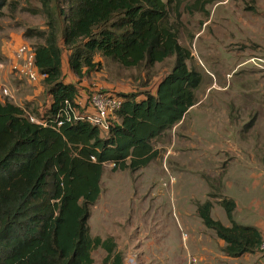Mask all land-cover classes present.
I'll return each mask as SVG.
<instances>
[{"label": "trees", "instance_id": "trees-1", "mask_svg": "<svg viewBox=\"0 0 264 264\" xmlns=\"http://www.w3.org/2000/svg\"><path fill=\"white\" fill-rule=\"evenodd\" d=\"M185 1L37 0L39 10L32 12L43 24L24 29L23 38L32 41L35 65L46 75L45 92L53 102L48 125L42 126L20 107L0 101V264H93L94 249L104 250V264H124L113 239L92 237L87 222L101 193L104 166L129 172L146 167L157 156L152 141L172 131L197 104L201 75L188 67L191 53L178 39L177 10ZM18 3L0 0V17L6 6L15 12ZM63 51L69 53L68 71L79 79L99 71L96 56L123 69L174 62L155 93H141V101L136 94L122 96L117 121H110L104 135L87 122L56 127L66 101L80 108L74 86L63 83ZM96 90L119 95L92 86L88 104ZM220 205L230 227L211 217L209 201L197 205V214L224 241L223 252L238 257L257 251L260 234L232 221L233 201L223 198Z\"/></svg>", "mask_w": 264, "mask_h": 264}, {"label": "rangeland", "instance_id": "rangeland-1", "mask_svg": "<svg viewBox=\"0 0 264 264\" xmlns=\"http://www.w3.org/2000/svg\"><path fill=\"white\" fill-rule=\"evenodd\" d=\"M33 9L39 10L37 0H19L15 12H11L7 6L3 9V16L0 17V51L3 42L12 35L22 36L8 61L13 59L16 50L23 44L32 47V41L30 43L23 38V31L43 24L42 17L39 13L34 14ZM177 12L180 15L177 21L179 43L191 53L188 67L201 75V84L196 91L197 104L188 111L181 127V131H187L184 132L187 137L190 132L193 133V137L189 139L193 142V150L190 152L197 154L199 158L203 153L204 156L209 154L206 143L200 142L198 138L205 129L209 132L205 140L211 144V153L214 152L216 157L222 156L224 148L230 143V152L237 153L240 156L238 160L244 158L257 164L260 157H264V0H186ZM175 18V11L171 10L170 23L175 24ZM173 62V59H168L152 67L142 65L139 69L105 66L112 69L116 84L128 86L135 91L130 94L144 97L141 95L143 92H156L157 84L170 72ZM1 64L7 66L3 62ZM10 74V82H25L14 73ZM11 86L17 90L14 84ZM3 87L11 97L5 98L4 102L15 104V90L7 85ZM204 121L215 125L203 128L201 123ZM171 133L172 131L165 133L152 141L157 156L142 169L126 173L113 171L112 165L106 164L100 182V196L91 206L88 219L91 236L106 239L111 235L116 243V252L125 260L129 257L134 264H160L165 248L155 247L161 239V243L164 242L166 225L168 229L173 227L176 244H181L176 219L185 200L180 192H170L173 197L169 196L161 204V221L156 217L155 222L151 223L154 228L149 226L150 231H139L137 239L134 238V229L139 221L143 218L152 221L149 217L151 215L147 210L145 212L143 206L155 209L159 201L158 189H169L174 184H171V179L175 182L169 168H177L178 161L171 160L170 166L168 165L169 156L176 150L173 139L176 133ZM190 152L186 156H190ZM218 163L208 169L207 165L197 164L195 160L188 161V167L197 171V175L208 185L209 191L206 190V194L204 191L198 193L194 188L193 192L186 194H192L194 198H213L214 214L219 211V204L215 199L222 194L219 183L221 187L223 184L228 189L221 173L217 174V170L224 168L226 163ZM166 182L168 185L165 187L163 183ZM202 204L198 202V205ZM182 210L187 213L189 208L184 205ZM156 212L158 214L157 210ZM160 229L164 233L162 236L158 232ZM154 232L160 238L148 239ZM150 241H154V245L148 248L146 244ZM91 255L93 264H104V250L94 249Z\"/></svg>", "mask_w": 264, "mask_h": 264}, {"label": "crops", "instance_id": "crops-1", "mask_svg": "<svg viewBox=\"0 0 264 264\" xmlns=\"http://www.w3.org/2000/svg\"><path fill=\"white\" fill-rule=\"evenodd\" d=\"M20 36L12 35V39L9 38L2 44L3 46L1 47L0 51V64L1 62H3L6 63L7 66L5 65L3 67H0V88L3 85L12 87L11 85L14 84V86L17 88V90H15L12 87L16 92L14 105L20 107L26 115L41 121L42 119L48 118L47 114L53 102L52 95L45 92L43 82L33 86L26 81L23 83H13V81L10 82L9 80L11 74L9 71L7 59L11 57L15 47L20 44L19 42L22 39V36ZM68 56L69 53L63 51V83L65 85H73L76 89L77 96L74 100V103L78 106L84 107L88 104V90L92 86H96L98 89H103L110 92L114 91L121 96L130 95L131 92H135L128 86L121 87V85L115 83L116 80L115 76L112 73V69L106 67L110 64L107 61L103 60L100 56H96L94 58L95 62H99L101 64L99 71L91 72L89 75L84 76L81 79L77 78L68 71ZM137 96V101H141L144 99V97L140 95ZM0 101L4 102V99L1 98V95ZM184 118L179 124H177L175 128L172 129L171 133H176V138L173 137L174 141L176 142V150L169 156L170 158L168 161V165L170 166L171 160L178 161L177 168H169V170L175 177V182L170 186L169 189H158L159 191L157 196L159 195V201L155 209H151L149 206H143L145 212L147 210L149 215H151L149 217L152 221L150 222L149 219L142 217L143 220L139 221L134 229V238L137 239L136 235L139 231H150V227H152L151 223L155 222L156 217H159L160 215L161 204H163V202L166 201L169 196L173 197L171 195L173 192H180L181 197L185 200V202L179 209L176 219V230L180 236L181 244H176V235L173 234L172 226L169 229L167 225L164 226L165 234L161 229L158 230V232L161 233V236L162 234H164V242L161 243V239V241L155 248H165L163 255L164 258L160 260V264H189L193 259L197 261L195 264H264L262 256L257 251L252 253H244L238 257L227 256L223 252V248L225 247L224 241L217 238L214 231L205 228L197 214L198 202L205 203L209 201L212 205L210 212L211 217L214 220L219 221L224 227H230L231 223L226 217V214L221 207L220 202L223 198L231 200L235 203V210L232 214V221L238 226L255 229L262 238L264 235L263 157H260V161H258L257 164L255 161H246L244 158H242V160H238L240 156L235 152H230V143H228V145L224 148L222 156L216 157L214 152L211 153L213 151V148L209 146L211 144H209V142L205 140L208 138L209 132L205 131L204 129L202 133L200 132L201 135L198 138L200 142L204 141L206 143V146H208L209 154L204 156L203 153L201 158H199L197 154H193L192 152H190L191 150H193V142H190L189 139L193 137V133L190 132V136L187 137L184 134V132L187 131H181V127L185 122ZM114 121H117V119L115 118ZM212 125L215 124L209 123L208 121H204L201 123V127L203 128H212ZM188 152L191 153L190 156H186ZM192 160H195L197 164L201 163L203 165H207L208 169L211 166L215 167L218 162L224 161L226 163L224 168H220L219 170H217V174L221 173V177L224 179V182H227L228 189H226V186L222 184V190V187L219 183L220 193L222 194H220L219 197L215 199V201L219 204V211L216 214H214L212 211L213 205H215V203L213 202V198H206V196L203 198H194L192 194H186L189 192H193L194 188L197 189L198 193L204 191V193L206 194V190L209 191L208 185L203 181V178H200L197 175V171H194L192 167H188V161ZM125 172L127 173V171ZM212 197L215 196L212 195ZM184 205L186 208H189V211H187V213H183L182 207ZM156 210L158 211V214ZM188 224H193V226L189 227ZM152 228H154V226ZM156 231L157 230H155V232ZM155 232L153 233V235H149L148 239L155 240L160 238ZM183 233H185L186 235ZM93 237H97V235ZM152 245H154V241H150L146 244L148 248ZM127 258V260H129V257ZM125 263L126 260L124 259V264Z\"/></svg>", "mask_w": 264, "mask_h": 264}, {"label": "built area", "instance_id": "built-area-1", "mask_svg": "<svg viewBox=\"0 0 264 264\" xmlns=\"http://www.w3.org/2000/svg\"><path fill=\"white\" fill-rule=\"evenodd\" d=\"M23 45L16 50L13 59L8 61L9 71L32 85L39 84L44 81L46 75L41 73L36 67L32 47L28 44ZM0 67H3V65L0 64ZM0 95L3 99L8 98L9 91L2 86ZM123 102L124 99L119 95L108 92L102 93L97 90L90 94L89 104L86 107L78 108L66 101L62 116H57L55 119L56 127L61 126L62 123L87 122L100 129L104 134H107L110 121L115 119V115L120 110ZM59 117H62V119H59ZM29 120L38 125H48L45 119L39 121L29 116ZM171 181L173 180L171 179ZM258 253L264 260V236L261 238ZM195 262L193 259L190 263Z\"/></svg>", "mask_w": 264, "mask_h": 264}, {"label": "clouds", "instance_id": "clouds-1", "mask_svg": "<svg viewBox=\"0 0 264 264\" xmlns=\"http://www.w3.org/2000/svg\"><path fill=\"white\" fill-rule=\"evenodd\" d=\"M121 98H122V96H120ZM124 99V98H123ZM170 182H171V184H173L174 183V181H171L170 180ZM168 185V182H166V183H163V186H167ZM87 226H88V222H87ZM88 229H89V227H88ZM89 233H90V231H89ZM91 235V234H90ZM183 236H185V235H183ZM264 236V235H263ZM93 237V236H92ZM261 241V240H260ZM259 247V246H258ZM257 252H258V249H257ZM197 262V261H196ZM195 262V263H196ZM195 263H189V264H195ZM125 264H134L133 263V261L131 260V259H129V260H126V263Z\"/></svg>", "mask_w": 264, "mask_h": 264}]
</instances>
